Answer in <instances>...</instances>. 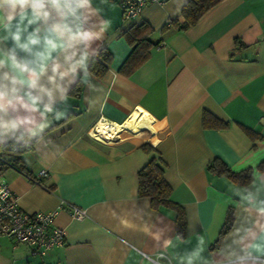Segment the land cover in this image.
I'll list each match as a JSON object with an SVG mask.
<instances>
[{
	"label": "crops",
	"instance_id": "crops-1",
	"mask_svg": "<svg viewBox=\"0 0 264 264\" xmlns=\"http://www.w3.org/2000/svg\"><path fill=\"white\" fill-rule=\"evenodd\" d=\"M186 1L148 3L133 20L111 0H92L82 11L78 23L99 38L78 45L77 59L89 55L87 74L78 70L76 77L79 93L70 89L67 117L19 153L22 170L4 165L0 175L24 210H50L64 200L86 217L60 208L55 223L65 242L42 256L0 235V264H219L224 242L231 243L225 233L217 241L228 212L227 232L244 234L264 200V0H221L186 28H163L181 17ZM140 23L147 40L132 57H146L134 65L128 58L136 41L128 31ZM101 48L109 58L99 75L88 64ZM134 111L144 120L135 131L118 132L119 142L89 135L100 117L121 123ZM205 112L227 125H204ZM142 142L165 163L170 199L183 211L182 233L174 208L152 206L137 193V171L148 159ZM214 158L233 171L249 168L250 180L209 169ZM41 169L47 174L39 176Z\"/></svg>",
	"mask_w": 264,
	"mask_h": 264
},
{
	"label": "clouds",
	"instance_id": "clouds-1",
	"mask_svg": "<svg viewBox=\"0 0 264 264\" xmlns=\"http://www.w3.org/2000/svg\"><path fill=\"white\" fill-rule=\"evenodd\" d=\"M91 2L0 0V145L42 141L46 129L67 117L78 70L87 74L89 55L85 50L77 59L78 45L99 38L78 23ZM231 232L224 234L231 243L224 242L226 254L219 264H264V200L254 206L243 235Z\"/></svg>",
	"mask_w": 264,
	"mask_h": 264
},
{
	"label": "trees",
	"instance_id": "trees-1",
	"mask_svg": "<svg viewBox=\"0 0 264 264\" xmlns=\"http://www.w3.org/2000/svg\"><path fill=\"white\" fill-rule=\"evenodd\" d=\"M220 1L221 0H187L181 8V17L170 19L169 22L163 25V28H186L195 23L205 11ZM146 30L147 25L145 23L134 24L129 28L128 35L131 40L133 42L136 41V43L128 60L133 59L134 65L139 64L146 57V55L142 53L138 55L135 54V57H132L137 45L147 40V37L145 36ZM108 58V51L104 48L99 49L97 53L90 58L88 69L100 75L102 73L101 71H104L107 68L106 63L108 62ZM79 84L80 81L78 80L77 83L72 86L70 93L78 95ZM203 124L211 127H224L227 125V122L221 121L213 115L205 112V114H203ZM32 143L27 147L16 146L12 143L0 145V153L12 154L13 159L9 165L22 170L19 153L30 148ZM139 146L148 153V159L137 171V193L141 196H147L150 199V204L152 206L174 208L176 212L175 220L177 221L179 233H182L184 228L183 211L170 199L171 187L163 176L165 163L162 161L157 150L148 142H142ZM208 168L214 169L218 174H223L233 181L247 183L251 178V170L249 168L241 171H233L220 158H214L210 162ZM231 223L232 215L228 212L217 241H219L223 234L227 232Z\"/></svg>",
	"mask_w": 264,
	"mask_h": 264
},
{
	"label": "built area",
	"instance_id": "built-area-1",
	"mask_svg": "<svg viewBox=\"0 0 264 264\" xmlns=\"http://www.w3.org/2000/svg\"><path fill=\"white\" fill-rule=\"evenodd\" d=\"M120 8L125 20L136 18L141 8L148 3L161 4L163 0H111ZM112 122L104 117H100L92 128L89 135L100 141L108 142L103 138H97L94 133H98L97 123ZM113 142H117V137H112ZM13 155L0 153V167L9 165ZM47 174L45 169L38 172L39 176ZM31 180L38 182V179L31 177ZM65 207L69 214L75 219L86 217V211L68 201L61 200L57 208L50 210L27 211L22 209L16 198L9 189L8 183L0 175V235L11 238L13 244L25 243L31 247L32 252L45 255L52 249L62 246L65 242V230L55 223V216L58 210Z\"/></svg>",
	"mask_w": 264,
	"mask_h": 264
},
{
	"label": "bare ground",
	"instance_id": "bare-ground-1",
	"mask_svg": "<svg viewBox=\"0 0 264 264\" xmlns=\"http://www.w3.org/2000/svg\"><path fill=\"white\" fill-rule=\"evenodd\" d=\"M144 117L141 116L138 111L131 113L123 122L111 124L97 123L98 133H94L97 138L105 137L108 140V143H113L112 137H116V134L123 130H132L135 131L139 128L141 122H143ZM119 142V141H118Z\"/></svg>",
	"mask_w": 264,
	"mask_h": 264
}]
</instances>
